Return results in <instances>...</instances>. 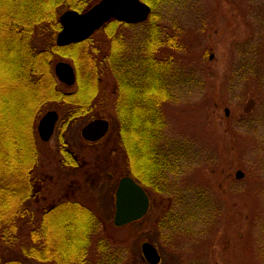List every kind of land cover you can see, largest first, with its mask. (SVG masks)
I'll return each mask as SVG.
<instances>
[{"label":"rangeland","instance_id":"rangeland-1","mask_svg":"<svg viewBox=\"0 0 264 264\" xmlns=\"http://www.w3.org/2000/svg\"><path fill=\"white\" fill-rule=\"evenodd\" d=\"M59 10L60 15L67 11L61 5ZM155 14L166 34L179 35L180 45L176 52H161L172 54L177 62L173 95L160 106L164 127L159 144L183 158L179 169L171 173V186L167 192H149L150 211L141 220L114 227V193L124 175L125 156L113 106L116 80L103 58L111 54L108 50L115 33L122 35L132 51L139 44L141 48L148 36L143 25L148 19L130 26L113 23L101 29L103 25L85 45L100 73L96 99L90 104L87 119L78 118L65 135L77 153L84 155L79 162L85 166L63 165L66 157L58 133L49 142L39 140L37 123L50 106L41 107L28 133L37 148V163L30 174V188L36 195L21 223L23 238L18 246L27 241L29 229L39 224L42 211L73 198L100 218L105 238L116 247L126 248L130 264H147L141 253L145 242L157 249L160 264H264V0H180L155 10ZM49 29L43 28L45 35ZM113 46L115 55L118 45ZM7 60L0 55L2 78L10 75ZM57 61L74 66L70 57ZM93 70L82 68L80 75L89 78ZM236 76L240 83L235 82ZM9 81L6 77L2 80L0 101L6 135L16 136L25 144L21 99L27 105L31 97L27 92L9 96L7 90L18 86L17 81ZM76 87L61 85L64 92H73ZM94 118L109 120L110 130L101 141L86 144L80 131ZM98 168L113 174V179L103 176L99 180L94 174L89 179L80 173ZM72 184L81 186L75 195ZM191 193L195 202L200 200L199 211L183 222L176 235L165 239L160 227L167 208L187 200ZM18 246L11 251L19 252Z\"/></svg>","mask_w":264,"mask_h":264},{"label":"trees","instance_id":"trees-1","mask_svg":"<svg viewBox=\"0 0 264 264\" xmlns=\"http://www.w3.org/2000/svg\"><path fill=\"white\" fill-rule=\"evenodd\" d=\"M140 1L151 8L148 21L143 24L148 28L143 46L140 48L139 44V48L135 47L136 50L132 51L122 35L115 33L108 50L111 54L104 56L103 64L116 80L112 95L119 126L118 139L125 153L123 173L143 187L167 192L170 181L174 179L171 173L179 169V161L183 158L159 144L160 131L164 127L160 106L173 95L177 65L172 54L162 55L161 52L165 49L176 52L180 45L176 32L166 34L158 25L155 10H162L180 0ZM96 2L0 0V55L10 63L9 78L5 77L10 79L9 82H18V86L7 90V93L14 98V93L27 92L31 97L27 105L26 100L21 99L25 107L21 119L25 144L16 136L7 137L4 108L0 102V264L131 263L126 248L116 247L105 238L100 218L77 201L58 202L42 211L39 224L29 229L27 241L18 246L23 238L21 223L29 215V203L36 195L35 190L32 192L30 188V174L37 163L36 141L28 135L32 120L40 113L41 107L66 105L72 100L85 111L96 99L100 80L97 63L85 46L91 37L68 46L56 44L62 12L58 8L61 5L63 11L82 13ZM113 23L130 26L111 20L101 29ZM45 26L50 28L49 35H45ZM113 45H118L115 55L113 50L116 47ZM59 57L73 60L77 72L74 93L64 92L54 75L53 65ZM86 67L94 69L89 78L80 75V70ZM3 78L0 73V101ZM237 78L235 82L240 83L241 79L237 81ZM80 113L77 109L76 114ZM193 195L191 193L187 200L183 198L179 200L183 202L177 201L175 206L167 208L162 222L160 220L161 234L165 239L176 235V230L186 219L194 217L199 211L197 204L200 200L196 198L195 202L191 198ZM16 246L19 252L14 253L11 249ZM90 255L92 258H89Z\"/></svg>","mask_w":264,"mask_h":264},{"label":"water","instance_id":"water-1","mask_svg":"<svg viewBox=\"0 0 264 264\" xmlns=\"http://www.w3.org/2000/svg\"><path fill=\"white\" fill-rule=\"evenodd\" d=\"M150 12V7L140 0H100L82 13L67 10L59 16L61 29L57 34L56 44L62 47L85 41L111 20L127 25L141 24L148 19ZM54 74L67 87L75 83L74 69L64 61L54 65ZM56 120L54 111L45 113L39 120L37 132L41 142L50 140ZM108 130L107 120L94 119L81 129V137L87 142L95 143L103 139ZM114 198L113 225L116 228L139 221L148 212L149 200L146 193L128 176L118 181ZM141 253L147 264H160V255L151 243H143Z\"/></svg>","mask_w":264,"mask_h":264},{"label":"flooded vegetation","instance_id":"flooded-vegetation-1","mask_svg":"<svg viewBox=\"0 0 264 264\" xmlns=\"http://www.w3.org/2000/svg\"><path fill=\"white\" fill-rule=\"evenodd\" d=\"M73 69H74V67H73ZM74 73H75V83L72 85V87L74 86V85H77V82H76V71H75V69H74ZM65 87V86H64ZM69 88V87H68ZM76 89H77V87H76ZM76 89L72 92V93H74L75 91H76ZM71 107H72V109H71ZM80 106H78L77 104H76V102H75V100H72V103L70 102L69 104H66V105H64V104H62V105H57V104H53V105H51L48 109H47V111L45 112V113H47V112H49V111H54V112H56V115H57V120H56V122H55V124H54V129H53V134H52V136L55 134V133H58L59 134V136H60V139H59V142H60V144L62 145V148H63V153L65 154V159H63V165L64 166H68V167H72V168H76L77 167V165L79 164L80 166H85V162H79L80 161V158L82 159V157L84 156V155H79V153H77V148L76 147H74V146H71L69 143H68V140H67V138H65L66 136L65 135H67V133H70L71 132V128H73V126L75 125V123L79 120V119H84V120H86L87 118V116H88V114H89V112H90V105H89V107L85 110V111H83V109H81L80 108V111H81V113L79 114V115H77L76 114V110L79 108ZM83 111V112H82ZM44 113V114H45ZM43 114V115H44ZM42 115V116H43ZM42 118V117H41ZM41 118H39V119H41ZM79 118V119H78ZM38 119V120H39ZM94 119H105V118H94ZM94 119H92V120H94ZM92 120H90V121H92ZM105 120H107V119H105ZM89 121V122H90ZM108 122H109V120H107ZM39 122V121H38ZM88 123V122H87ZM86 123V124H87ZM85 124V125H86ZM84 125V126H85ZM37 126H38V123H37ZM83 126V127H84ZM82 127V128H83ZM81 128V129H82ZM109 130H110V122H109ZM108 130V131H109ZM38 133V132H37ZM108 134V133H107ZM106 134V135H107ZM52 136H51V138H52ZM80 136H81V131H80ZM50 138V139H51ZM81 139H82V137H81ZM83 140V139H82ZM102 140V139H101ZM100 140V141H101ZM50 141V140H49ZM48 141V142H49ZM83 142L84 143H86V144H93V143H90V142H87V141H85V140H83ZM99 142V141H98ZM44 143V142H43ZM46 143V142H45ZM95 143H97V142H95ZM123 149V148H122ZM124 151V150H123ZM122 151V152H123ZM80 153H83V151L82 150H80ZM123 154H124V156H125V153L123 152ZM125 165V164H124ZM102 169H97L95 172L93 171L92 172V170L89 172V171H81V170H79V171H81L80 173H81V175H83V176H86V177H89V179L90 178H92V174H94L95 176H96V178L97 179H101L103 176H107V177H109L110 179H113V174H108V172H104V171H102V172H100ZM123 172H124V170H123ZM124 176H126V175H122V177H124ZM121 177V178H122ZM120 180V179H119ZM134 180V179H133ZM135 181V180H134ZM136 182V181H135ZM138 185H140L138 182H136ZM72 186L74 187V190H73V195H75V192H76V190L78 189H80L81 188V186H78V185H74V184H72ZM141 187H142V189L144 190V192L146 193V195H147V197H148V200H149V209H148V212L150 211V205H151V198H150V196H149V192H156V190H154V188H149V187H143L142 185H140ZM74 197V196H73ZM72 201H76V200H73V198H72ZM148 212H147V214H148ZM146 214V215H147ZM145 215V216H146ZM144 216V217H145ZM137 222V221H136Z\"/></svg>","mask_w":264,"mask_h":264}]
</instances>
